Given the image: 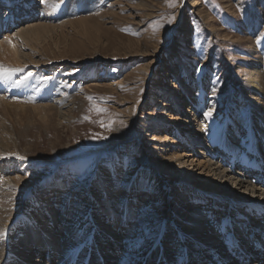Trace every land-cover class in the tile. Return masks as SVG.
<instances>
[{
    "label": "rangeland",
    "instance_id": "rangeland-1",
    "mask_svg": "<svg viewBox=\"0 0 264 264\" xmlns=\"http://www.w3.org/2000/svg\"><path fill=\"white\" fill-rule=\"evenodd\" d=\"M36 1L39 2L41 9L46 8L44 0L43 4L42 0ZM106 1L97 9L88 8L74 14L70 13L64 2L65 11L60 16L51 18L50 21L58 24L62 20L70 19L74 21L73 25L65 24L62 30L54 31L55 34H53L57 37L53 35L52 39L48 38L47 42L42 43L43 45H38L36 49L40 52L35 50L41 55L39 58L41 61L56 60L48 68L38 66L31 70L39 73L40 80L52 78V91L46 93L45 98L55 99L57 105L53 111L56 113L46 123L34 114L22 115L19 119L14 115L15 126L11 125L13 132L10 134L11 140H13L12 147L11 149L3 148L5 150L0 148V154L3 155L1 159L6 158V154L21 155L33 166L25 167L24 170H9L12 172L10 175L16 176V178L15 187L12 189L14 204L7 209L12 212V216L10 215L8 218L9 228L5 231V243L1 242L4 247L8 248L7 251L11 248L15 252L17 250L26 251L30 244H35L33 232L39 230L38 227L50 228L56 234L54 239H57V236L62 235L64 231L61 229L58 235V223L54 226L47 217L48 213L54 212V221H58L63 217V211L60 210L61 205H65V203L72 205V200H76L77 195L83 202L77 199L80 204L76 203L72 207L80 212L83 211V213L92 212L91 207L93 208V206H88L87 203H91L93 198L85 192L86 190L81 192V189L87 188L88 185L91 186L92 182L94 187H97L95 177L100 174L98 164L102 163L103 159L110 162L109 159L116 154L119 159H127L133 169L135 163L139 161L137 154L142 150H146L148 154L151 153L150 159H155L157 162H161L160 156L163 153H166V156L171 155L172 150L158 152L157 147L162 146V143L152 138L154 130L149 125L152 121L161 125L163 128L160 132L165 135L158 136H163L162 138L165 137V139L169 137V140H173L172 133H167L164 129L171 122L170 113L173 117L178 116L182 120V123L179 121L180 129H186V124L183 125L185 121L192 124L190 120V117H193V115L190 116L192 112L186 111L189 107L190 110L192 109L188 101L181 105L179 113L171 109L169 94L173 95L174 91L176 96L185 99L188 88H198L195 94L200 96L202 102V107L199 109L204 116L200 121L205 126H208L211 118L219 122L223 121V129L229 130L228 134L230 135L234 133L237 142L244 137L247 131L252 134L257 133L251 126V118L255 116V113H252L250 106L240 107L238 111V117L244 118L248 126L243 135L239 132L240 128L237 124L231 125L228 118L230 120L232 117L231 109L234 107L236 96H242L240 89L247 85L248 79L254 78L250 74V66L258 65L261 71L260 79H264V0H184L183 19L181 18V20L188 25L185 28H189L185 31L182 28L180 30V27H175L174 30L171 27L169 32L168 28L177 21L179 0H175L177 6L174 8L169 7L166 0ZM173 16H175V20L168 23V20ZM21 17L29 20L27 16L22 15ZM80 19H84V21L77 22ZM178 24L177 22L175 25L178 26ZM258 40L259 43H257ZM147 66L148 69H146ZM86 68L87 70L95 68L96 75L85 77ZM19 70L23 71L24 69ZM28 70L30 69L26 71ZM15 73L11 78L17 83L20 73L17 71ZM119 79H122L123 83L112 86V83ZM18 84L20 83L18 82ZM172 90L174 91L172 92ZM20 92H17L16 88L11 92L2 88L0 96H3L7 101H19L24 105L33 103L27 101L31 96ZM24 98L26 101L23 100ZM204 99L207 100V105L204 104ZM50 103L52 102L50 101ZM69 109L76 110L74 116H66L65 112ZM209 112L211 115L206 116L205 114ZM2 121L0 120V124H2L0 128L9 124L7 119L3 118ZM142 124H146L147 127L145 128ZM134 144L138 146V153H135V149L132 148ZM125 145L131 149H126ZM200 147V144H197L195 149L198 151ZM211 147L216 149L215 145ZM245 149L246 147L239 148L241 152ZM153 154H157V156ZM253 155L254 158L258 157L256 152ZM6 167L10 168V165ZM193 169L195 168L193 167ZM196 172L198 175L199 170ZM199 175L201 178H205L206 174L200 173ZM50 176H60L64 186L56 189L61 192L69 191L67 198H70L69 200H65L63 203L61 193L55 195V189L50 191L51 187L45 186L52 180L45 185H39L43 184L45 179ZM160 177L163 178V176ZM172 178L175 179V177ZM107 180L111 182L110 178ZM115 182L120 185V181H114V179L111 183ZM18 186H21L22 189L17 190ZM25 187L26 190H24ZM195 187L196 185L193 184L192 190L196 193ZM170 195L163 196L166 203L162 205L161 209L165 212L164 216L166 217L170 215L172 208L170 207L172 203L169 201ZM116 196L120 197V195ZM119 199L116 203L123 206L124 203ZM253 199L257 203L249 205L254 207L261 205L257 201L258 198ZM190 203L192 202H186V204ZM151 211L152 209H149V212ZM116 212L119 214L118 210ZM223 215L225 214L219 218ZM78 216L77 227H81L82 224L90 226L96 235L93 234L89 239L86 236L78 237V240L82 239L77 246L87 250L97 247L99 251L102 248H108L106 244L104 245V241L98 240L97 236L100 235V232H104L108 226H99L100 224L94 220L88 219L90 221L88 222L84 215ZM72 217L69 214L68 222L70 220V223H73ZM22 218L23 223H19L18 221ZM216 218L218 219V216ZM137 220L139 219L133 221L129 226L123 224L125 230L130 231L132 235L145 233L142 227L144 224H138ZM105 224L107 223L105 222ZM12 226L15 227V230L9 234L8 230ZM190 232L195 233V236L198 237L202 235L199 230L191 229ZM77 233L83 235L81 231L77 230ZM186 234L190 235L189 232ZM250 234L244 233V238L247 241ZM210 235L213 238V234ZM65 236L68 237L67 233ZM188 237L195 239L193 235ZM77 239L70 247L72 264H80V260L82 263L84 261L81 256L79 260L72 256L77 254L75 251L77 247L75 248L74 245ZM95 239L98 242H95ZM108 241L112 243L113 239L109 238ZM127 241H119V246L116 244L112 246L114 251L120 247L117 250L118 258L113 261L104 253V261L98 262V264H106L108 261L113 264L126 263L127 254L123 253V246L128 243ZM53 243L56 241L54 240ZM93 243L95 246L90 245ZM116 243L118 244L117 240ZM204 243L207 245L204 246L207 249V254L213 250L226 257L223 249L228 252V243H223L222 240H218V242L209 240ZM133 244H137L138 247L142 245L130 240V246ZM35 248L41 249L43 253L46 252L45 257L56 253L54 261L61 260L63 257L59 254L62 252V248L60 251L57 247L59 253L48 249L47 245L43 249L38 246ZM109 248L111 249L110 246ZM143 248H145V244ZM181 251L174 252V254L180 255ZM261 255V258H264V252ZM38 256L34 255L32 258L23 259L25 264H42V260ZM233 259L234 257L229 259L230 264L234 261ZM136 260L139 262L142 260V256H138ZM254 260L252 258L248 264ZM86 264H97V261L89 257Z\"/></svg>",
    "mask_w": 264,
    "mask_h": 264
},
{
    "label": "bare ground",
    "instance_id": "bare-ground-1",
    "mask_svg": "<svg viewBox=\"0 0 264 264\" xmlns=\"http://www.w3.org/2000/svg\"><path fill=\"white\" fill-rule=\"evenodd\" d=\"M183 1L179 0L176 14L177 21L168 28V32L172 28L174 30L175 27H180V30L182 28L185 31L189 28H185L188 25L181 20L185 4ZM64 2L67 4L70 13L74 14L77 11L88 8L97 9V7L107 1L44 0L46 8L41 9L39 2L36 0H0V65L20 73L17 77L20 84L17 85L18 82L16 83L11 78L13 73L16 72L12 71L7 74L5 79L0 81V89L5 88L6 91L11 92L16 88L17 92L21 91L20 93L31 96L27 101L34 103L24 105L23 103L20 104L19 101H7L3 96H0V120L2 121L4 118L9 123L0 128V148L2 149H11L12 147L13 140H11L10 134L13 132V126L11 127V125L15 124L14 115L18 116L16 118L19 119L22 115L34 114L46 123L56 113L53 111L55 110V105H57L56 101H54L55 99L45 98L46 93H51L52 91V78L40 80L39 73L37 74L36 71L33 72L31 70L36 69L38 66L48 68V66L53 65V61H56L52 59L41 61L39 59L41 55L36 53L35 50H38L36 49L38 45L44 41L47 42L48 38L52 39L55 34L54 31L62 30L65 24L73 25L74 21L70 19L62 20L58 24L50 21L51 18L58 17L65 11ZM22 15L27 16L29 20L22 18ZM78 21L82 23L84 19ZM177 22L179 23L178 26L175 25ZM38 52L40 51L38 50ZM21 68L24 70L20 71L19 69ZM27 69L30 70L26 71ZM146 69H148V66ZM250 70V74L254 78L248 79L247 85L240 89L242 96H236L234 107L231 109L232 114L230 113L232 117L230 120L228 118V122L231 125L237 124L240 128L239 132L243 135L248 126L244 118L238 117V111L240 107L250 106L252 113H255V116L251 118V126L257 132L256 134L247 131L244 137L241 138L240 136L241 139L237 142L234 133L230 135L228 134L229 130L223 129V121L219 122L209 117L210 123L205 126L200 121L203 120L204 116H202L199 109V107H202V102L200 96L195 94L198 88H188V93H185V99L178 95L177 97L175 91L172 90L175 96L169 94L171 109L179 113V111L181 112V105L188 101L192 109L190 110L188 106L189 109L187 108L186 111L192 112L190 114V116L193 115L192 118L190 117L192 124H189V121L187 123L186 121L183 122V125L186 124V129L182 130L179 127V121L182 123V120L178 116L173 117L170 113L169 119L171 122L164 129L166 130L165 132L172 133L173 140H169L168 136H166L168 137L166 139L165 137L162 138L163 136H158L161 134L165 135V133L160 132L163 128L161 125L155 124L153 121L149 125L154 130L152 138L162 143V146L157 147L158 152L172 150V154L166 156V153H161L160 157L162 160L157 162L155 159H150L151 153L148 154L146 150L138 153V146L134 144L132 148L135 149V153H138L139 161L137 160L138 162L135 163L133 169L127 159H119L116 154L109 159L110 162L103 159L104 162L102 161V163L104 165H101L102 163L98 164L100 174L95 177L97 187H94L92 182L91 186L80 188L81 192L86 190L85 192L89 193L93 198L91 203H87L88 206H93V208L91 207L93 211L83 213V211L80 212L78 209H74L72 205L82 201L79 195L76 194L79 201L76 199L72 200V205L66 203L61 205L60 210L63 211V217L59 218L58 221H54V212L48 213L47 217L53 222V225L55 226L58 223V235L61 229L64 231L62 235L57 236V239H54L56 234L50 228L38 227L39 230L33 232L35 244H30V249L28 248L24 252L20 250L15 252L12 248L7 251L8 248L3 245L5 243V235L0 237V244L1 242L3 243L0 245V264H25L23 258H32L34 255H39L38 257L42 260V264H72L70 261V247L73 241L81 236L82 238L86 236L89 239L93 234L96 235L90 226L82 224L81 227H77L76 223L79 222L78 215H84L88 222L94 220L100 224L99 226H108L104 232H100V235H97L98 240L104 241V245L108 246L106 249L102 248L99 251L96 247L87 250L77 246L82 238L80 240L77 239L74 244L75 248L77 247L75 250L77 254L72 256L77 258V260H79L80 256L84 258L83 263L80 260V264L88 263L89 257L94 258L98 264V262L104 261V253L109 259L114 261V259L118 258L119 252L117 250L120 247L114 251L112 246H115V244L119 246V241L124 242L126 240H128V243L123 246V253L127 254V259L124 264H213V262H215L214 264H230L229 259L231 257H234L232 264H245L247 258L255 259L251 264H259L261 259L264 260V258H261L262 255L260 256L258 253L260 247H255L253 242L256 240L264 248V242L260 236L261 233H264V204H262L264 202V79H260L259 74H261V71L258 65L250 66ZM95 72V68H90L83 73L87 77L93 74L96 75ZM122 83V79H119L113 82L112 86H118ZM23 100L26 101L25 98ZM206 101L204 99L205 105H207ZM163 105L166 106V104ZM75 111H72V109L67 110L65 112L66 116H74ZM142 126L147 127L146 124H142ZM197 144L201 146L198 151L195 149ZM212 144L216 146V149L214 147L212 149ZM240 147H246V149L241 152L239 150ZM125 148L131 149L128 145H125ZM255 152L258 154L257 158H254L253 154ZM6 155V158L1 159L3 155L0 154V229L5 231L9 228L7 225L9 223L8 218L10 215L12 216V212L7 209L14 204V192L12 189L15 187L16 178V176L10 175L12 172L9 170L16 171L17 169L24 170L25 167H33L27 160L19 159L18 157H21V155ZM153 155L157 156V154ZM8 165H10V168L6 167ZM196 170H199V174H206L205 178H201L199 174L197 175ZM160 176H163V178ZM172 177H175V179ZM18 178L20 177L18 176ZM108 178H110L111 182L113 179L114 181H120V185H117V182H109ZM48 182L50 183L46 184ZM193 184L196 185V193L192 190ZM39 185L51 187L50 191L55 189V195L61 193L63 203L65 200L70 199H67L69 191L61 192L56 189L64 186L60 176H50L45 179L43 184ZM18 189H22V187L18 186ZM24 190H26V187ZM116 195H120V199ZM169 195V201L172 203L170 207L172 208L170 215L166 217L161 207L166 203V199L163 196ZM55 198L57 199V196ZM253 198H258L257 201L261 205L258 207L249 205L256 202ZM50 199L52 198L50 197ZM118 199L124 203L123 206L116 203ZM188 201L192 203L186 204ZM146 203L147 205H145ZM115 209L118 210L119 214H117ZM149 209H152V211L149 212ZM69 214L71 217L73 216V223L67 220ZM222 214L225 215L219 218ZM216 216H218V219ZM136 219H139L137 220L138 224H144L142 227L145 233L132 235L130 231L125 230L123 227L124 225L129 226ZM18 222L23 223V218ZM191 229L201 231L202 235L199 237L195 236V233L190 232ZM14 230L15 227L12 226L8 230L9 234H12ZM77 230L81 231L83 235H79ZM186 232L193 235L195 239H189L188 236L190 235L186 234ZM66 233L68 237L65 236ZM209 233L213 234V238H211ZM244 233L246 235L251 233L250 238L248 237L249 243L244 238ZM73 236L74 239L72 240ZM109 238L113 239L112 243L108 241ZM54 240L56 243H53ZM130 240L133 243L137 242L142 245L140 247L137 244L130 246ZM209 240L211 242L222 240L223 243H228V248L232 245L236 247L231 252L223 249L226 257L213 250L207 254L204 242ZM96 241L97 239H95ZM15 243L17 244L16 239ZM144 244L145 248H143ZM46 245L49 247L48 249L57 253H59L57 247L60 251L62 248V252L59 254L64 259L62 257L63 260L60 258L61 260L54 261L56 253L45 257L46 252L43 253L41 249L37 250L35 248V246H38L43 249ZM90 245L95 246V243ZM179 251H181L180 255L174 254V252ZM138 256H142V260L139 262L136 260ZM106 264L113 263L108 261Z\"/></svg>",
    "mask_w": 264,
    "mask_h": 264
},
{
    "label": "snow or ice",
    "instance_id": "snow-or-ice-1",
    "mask_svg": "<svg viewBox=\"0 0 264 264\" xmlns=\"http://www.w3.org/2000/svg\"><path fill=\"white\" fill-rule=\"evenodd\" d=\"M43 2V0H42ZM166 3L168 4L169 7H176L177 4L175 2V0H166ZM175 20V16L171 17L169 20H168V23H172L173 21ZM260 41L258 40L257 43H259ZM12 71H16L14 69H7V68H4L2 65H0V81H2L3 79L6 78L7 74L12 72ZM29 75H31L29 73ZM206 116H210L211 113H206L205 114ZM19 159L23 160L25 159L24 157H18ZM5 235V230L4 229H0V237L4 236Z\"/></svg>",
    "mask_w": 264,
    "mask_h": 264
}]
</instances>
